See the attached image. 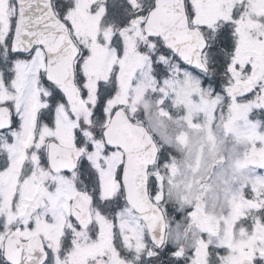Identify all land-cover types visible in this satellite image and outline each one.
Wrapping results in <instances>:
<instances>
[{
    "label": "snow or ice",
    "instance_id": "obj_1",
    "mask_svg": "<svg viewBox=\"0 0 264 264\" xmlns=\"http://www.w3.org/2000/svg\"><path fill=\"white\" fill-rule=\"evenodd\" d=\"M0 264H264V0H0Z\"/></svg>",
    "mask_w": 264,
    "mask_h": 264
}]
</instances>
